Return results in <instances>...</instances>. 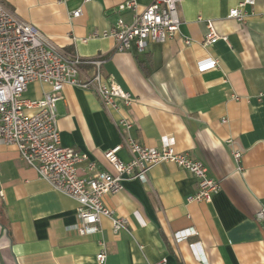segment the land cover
<instances>
[{"label": "crops", "instance_id": "1", "mask_svg": "<svg viewBox=\"0 0 264 264\" xmlns=\"http://www.w3.org/2000/svg\"><path fill=\"white\" fill-rule=\"evenodd\" d=\"M1 1L60 50L103 60L102 74L135 99L113 117L132 122L131 134L141 145L160 147L173 140L177 151L205 162L220 188L210 202H190L195 177L174 163H158L148 183L127 180L121 192L104 197L127 217L126 228L115 233L103 217L100 232L81 235L78 202L41 178L16 147L0 142V264H99L101 240L104 264L163 259V264H199L198 254L204 264H264V232L256 220L264 207V0H256L253 14L251 6L245 8V23L228 17L242 0H183L175 36L149 43L142 53L135 47L116 52L113 37L92 36L110 30L119 18L132 22L131 10L117 11L125 0ZM154 1L137 0L138 11ZM79 6L82 16L72 17ZM208 20L227 41L204 44ZM213 58L219 60L216 67L208 66ZM82 70L91 76L95 66L83 64ZM49 90L34 82L24 97L42 98ZM61 96L62 145L114 172L105 152L120 144L121 136L96 93L67 84ZM235 146L242 150V171L231 154ZM118 157L126 161L130 154L123 148ZM188 229L194 234L176 243L173 234Z\"/></svg>", "mask_w": 264, "mask_h": 264}, {"label": "built area", "instance_id": "2", "mask_svg": "<svg viewBox=\"0 0 264 264\" xmlns=\"http://www.w3.org/2000/svg\"><path fill=\"white\" fill-rule=\"evenodd\" d=\"M90 1L83 0L82 4ZM182 1L155 0L139 12L137 0H125L117 11L131 10L134 13L132 22L126 23L119 18L110 30L94 32L92 36L113 37L116 52H126L135 47L142 53L149 43H164L175 36L181 25L178 7ZM255 4L256 0H242L230 9L228 17L245 23L249 15L245 8L251 6L250 14H253ZM82 14V6L71 12L74 18ZM206 27L204 44L228 40L227 36L218 34L211 20L206 22ZM186 43L190 44L191 40L187 39ZM102 63L103 60L98 58L84 59L78 53L60 50L35 25L17 16L0 0V142L16 147L41 178L78 202L77 229L81 235L100 232L103 217L111 220L115 233L126 228L127 217L107 206L104 197L121 192L127 180L148 183V173L158 163H174L195 177L197 189L188 198L190 202H210L219 191L220 182L210 176L204 161L193 158L188 152L177 151L173 140H166L160 147L141 145L131 134L132 122L113 117L112 113L121 105L131 106L135 99L112 76L102 74ZM83 64H94V74L84 76ZM218 65L219 60L213 58L208 66ZM34 82L48 84L50 90L42 98L26 99L24 94ZM67 84L95 92L111 116L121 136V143L105 152L114 172L100 168L88 154L62 145L57 103L62 99L61 92ZM263 95L264 91L260 93ZM234 97L238 99V96ZM228 143L233 145L234 141L230 139ZM123 148L130 154L126 161L118 157ZM231 154L237 169L242 171V150L232 147ZM84 162L85 167L81 168L80 164ZM256 220L264 232V207L256 212ZM193 234L191 229L180 230L173 234V239L178 243ZM100 245L96 259L99 264H104L107 257L105 241L101 240ZM193 245L197 248L198 244ZM197 259L199 264H204L199 254Z\"/></svg>", "mask_w": 264, "mask_h": 264}, {"label": "trees", "instance_id": "3", "mask_svg": "<svg viewBox=\"0 0 264 264\" xmlns=\"http://www.w3.org/2000/svg\"><path fill=\"white\" fill-rule=\"evenodd\" d=\"M139 64H140V66L144 67V63L141 60L139 61Z\"/></svg>", "mask_w": 264, "mask_h": 264}]
</instances>
